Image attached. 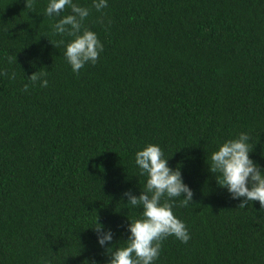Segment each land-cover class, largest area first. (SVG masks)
I'll return each mask as SVG.
<instances>
[{
	"label": "trees",
	"instance_id": "1",
	"mask_svg": "<svg viewBox=\"0 0 264 264\" xmlns=\"http://www.w3.org/2000/svg\"><path fill=\"white\" fill-rule=\"evenodd\" d=\"M47 2L0 0V264H107L142 212L123 193L144 190L134 156L149 143L193 192L172 209L190 239L168 236L154 264H264V209L208 167L247 132L264 168V0H73L103 45L77 73Z\"/></svg>",
	"mask_w": 264,
	"mask_h": 264
},
{
	"label": "clouds",
	"instance_id": "2",
	"mask_svg": "<svg viewBox=\"0 0 264 264\" xmlns=\"http://www.w3.org/2000/svg\"><path fill=\"white\" fill-rule=\"evenodd\" d=\"M33 0H25L26 7L32 6ZM108 6V0H92V7L101 12ZM70 13L61 16L65 9ZM90 9L82 7L73 0H48L45 15L60 17L53 24L55 34L73 37L64 44V58L73 73L79 72L85 64H95L103 51V45L97 34L83 28V21L89 16ZM0 75H6L0 71ZM45 73L36 72L29 78L32 82L40 81L41 87L48 85L47 79H41ZM15 78V73L9 76ZM28 85H25L27 90ZM250 136L241 132L237 137L225 140L210 154L209 170L216 174L218 185L225 188L232 199H239L243 208L250 201H258L264 209V168L250 159ZM163 151L158 144H146L136 151L134 163L139 175L146 177L144 190L135 195L131 190L123 193L127 204L133 208L141 207L140 217L128 220V236L123 246L106 251L110 254L107 264H154L159 257L161 242L168 236H174L181 243L190 239L184 222L173 214L175 198H180L181 206L189 205L193 198L190 187L182 180L179 167L172 169L167 165ZM183 194V198L181 195ZM243 198V199H241ZM97 233V243L101 247L111 245L113 232L104 229L97 217L93 227ZM87 264H96L95 261Z\"/></svg>",
	"mask_w": 264,
	"mask_h": 264
}]
</instances>
